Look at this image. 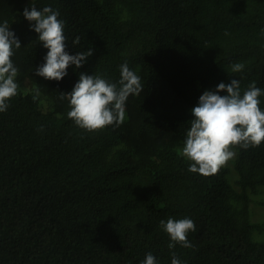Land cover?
<instances>
[{
    "label": "trees",
    "instance_id": "trees-1",
    "mask_svg": "<svg viewBox=\"0 0 264 264\" xmlns=\"http://www.w3.org/2000/svg\"><path fill=\"white\" fill-rule=\"evenodd\" d=\"M32 3L60 12L70 54L92 55L60 81L36 76L46 49L22 15L30 0H0V21L21 43L11 57L17 94L0 112V264H139L148 252L158 264H171L173 252L182 264H264V241L253 238L264 232L253 218L264 201L251 214L264 188V142L235 147V187L222 166L189 172L181 154L204 90L233 78L242 90L264 89V0ZM124 62L142 85L125 119L78 127L61 93L81 72L117 82ZM170 216L194 220L192 247L169 249L159 222Z\"/></svg>",
    "mask_w": 264,
    "mask_h": 264
},
{
    "label": "clouds",
    "instance_id": "clouds-1",
    "mask_svg": "<svg viewBox=\"0 0 264 264\" xmlns=\"http://www.w3.org/2000/svg\"><path fill=\"white\" fill-rule=\"evenodd\" d=\"M22 15L29 29L37 34V39L46 52L43 62L36 66L35 75L46 80L60 81L67 75L69 66L79 69L92 55V50H66L67 37L64 33L65 21L59 19L60 12L50 5L37 8L30 0V7L23 9ZM79 37L73 40V45ZM21 48L19 38L10 30L8 21H0V112L8 108V100L17 94L16 76L18 68L11 57ZM117 82H111L103 75L81 72L72 89L61 93V98L69 103L68 117L87 131L101 129L107 125L119 124L125 119L126 101L130 94L142 91L141 77L127 62L120 66ZM233 72L243 69L241 63L231 65ZM264 89L255 82L241 89L238 79L227 83L219 82L214 90L206 89L190 109L192 119L186 132L181 154L190 161L188 171L209 175L218 171L227 161L237 155L235 147L243 149L258 147L264 142V109L259 107V97ZM169 236V249L177 244L192 247L189 232H195L196 225L190 217H168L159 222ZM139 264H158L156 257L148 252ZM171 264H182L172 253Z\"/></svg>",
    "mask_w": 264,
    "mask_h": 264
},
{
    "label": "rangeland",
    "instance_id": "rangeland-1",
    "mask_svg": "<svg viewBox=\"0 0 264 264\" xmlns=\"http://www.w3.org/2000/svg\"><path fill=\"white\" fill-rule=\"evenodd\" d=\"M42 107L44 108V110L47 109V105L45 101H42L41 103ZM236 151V150H235ZM237 153V151H236ZM237 155L234 156L232 159H230L229 161H227L224 165H222V167L224 169H226L227 174H226V179L228 181V183L235 187V180H236V176H235V170H234V160L236 159ZM259 193H257L256 195H252L251 196V214L254 213V208H257L259 206L258 203H261L262 201H264V188H261L258 190ZM255 214V213H254ZM253 218L257 219V220H261L264 219V209H261V215L260 218L256 217V214L253 215ZM252 219V218H251ZM253 222V221H252ZM256 233V232H255ZM253 238L257 241V240H261L264 241V232L260 233V234H254Z\"/></svg>",
    "mask_w": 264,
    "mask_h": 264
}]
</instances>
